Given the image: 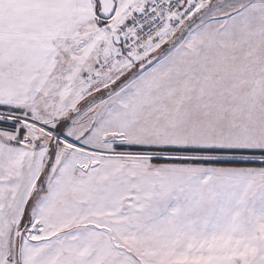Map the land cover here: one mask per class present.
Returning a JSON list of instances; mask_svg holds the SVG:
<instances>
[{
    "label": "snow or ice",
    "instance_id": "6c2138e0",
    "mask_svg": "<svg viewBox=\"0 0 264 264\" xmlns=\"http://www.w3.org/2000/svg\"><path fill=\"white\" fill-rule=\"evenodd\" d=\"M0 264H264V0H0Z\"/></svg>",
    "mask_w": 264,
    "mask_h": 264
}]
</instances>
